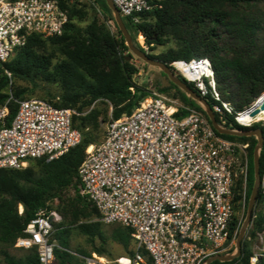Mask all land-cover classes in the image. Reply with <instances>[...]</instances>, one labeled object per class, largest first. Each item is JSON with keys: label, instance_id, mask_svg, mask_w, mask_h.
Here are the masks:
<instances>
[{"label": "built area", "instance_id": "1", "mask_svg": "<svg viewBox=\"0 0 264 264\" xmlns=\"http://www.w3.org/2000/svg\"><path fill=\"white\" fill-rule=\"evenodd\" d=\"M111 1L122 19L136 23L141 14L160 9L163 0ZM67 22L60 0H0V77L11 83L3 64L30 35L61 36ZM169 67L211 102L220 128L238 131L229 125V115L238 125H249L239 116L259 98L233 114L231 104L221 100L208 59L175 60ZM10 100L11 95L0 106V170L21 169L30 160L55 161L81 142L72 126L74 110L30 98L15 101L9 119ZM247 148V143L221 137L204 109L192 110L153 91L130 114L111 119L102 141L87 148L77 175L80 194L96 208L100 222L132 230L134 255L117 263L206 264L225 252L234 216L233 189L237 180L246 183ZM259 189L264 192V172ZM56 216L55 210H39L14 246L35 248L39 264H51ZM262 257L263 249L249 263Z\"/></svg>", "mask_w": 264, "mask_h": 264}, {"label": "trees", "instance_id": "2", "mask_svg": "<svg viewBox=\"0 0 264 264\" xmlns=\"http://www.w3.org/2000/svg\"><path fill=\"white\" fill-rule=\"evenodd\" d=\"M100 2L110 13L104 0ZM263 3L264 0H163L160 9L141 14L140 23H134L130 18H124L123 22L127 30L132 32V42L135 41V34L138 40L144 38L148 47L163 46L171 40L174 47L157 56L148 55L167 66L175 60L208 59L221 100L230 103L233 114H236L248 109L264 93ZM60 4L68 12V22L62 35L47 38L30 35L26 44L17 48L3 64V68L11 74V83L5 75H1L0 106L12 96L13 100L7 104L8 118L11 119L17 108L15 101L33 98L26 94V88H13L14 80L28 82L34 87L40 83L56 85L61 90L58 96L37 99L57 108L74 110L76 114L72 117V126L79 131L81 142L55 161L30 160L29 166L25 168L0 170V245L3 247L1 255L4 264H39L35 248L20 249L23 251L20 256L11 255L7 249L14 246L35 214L41 209H51V204L68 188L75 191L73 201L80 206H70L74 220L98 219V222H81L75 229L87 238L92 247L96 238L104 242L99 232V213L88 198L80 194L77 175L86 149L98 145L104 135L96 142L92 132L98 129V116L94 111L83 113L96 101L107 100L113 105L112 120H117L130 114L149 94L133 82L137 70L130 62L129 48L121 33L117 30L116 35H111L97 24L96 16L92 15L84 35L81 38L72 36V31L76 29L74 21L81 20L85 15L80 10L83 3L79 0H60ZM48 45L60 46L64 57L59 59L49 54ZM137 48L142 51L139 46ZM187 84L195 91L192 84ZM171 85L178 91V97L185 106L203 113L196 101L174 84ZM12 88L13 92L10 93ZM207 103L211 106L209 100ZM228 123L236 130H249L238 125L233 115L228 116ZM251 129L259 130L263 138L259 153V172L262 176L264 125L255 123ZM219 135L248 144L246 188L247 195H250L254 181L252 157L257 140L252 137ZM236 185L241 188L242 182L237 180ZM240 199L241 195L234 194L233 203ZM256 200V203L264 202L261 189ZM19 205L22 206L20 213ZM54 209L59 213L58 207ZM256 219V228L262 230L264 215ZM54 226L51 236V242L56 243L53 261L56 264H86L85 259L91 258V255L81 249L72 250L70 228L60 223ZM238 232L234 215L229 238L234 233L238 236ZM131 234L130 228L122 226L113 230L111 237L127 250L131 241L134 244ZM93 252L101 255L94 248ZM141 253L147 257L146 251L141 250ZM129 254L126 258H132L134 250ZM251 256L249 248L242 242L238 257L225 262L216 260L210 264H250ZM256 264H264V257Z\"/></svg>", "mask_w": 264, "mask_h": 264}, {"label": "rangeland", "instance_id": "3", "mask_svg": "<svg viewBox=\"0 0 264 264\" xmlns=\"http://www.w3.org/2000/svg\"><path fill=\"white\" fill-rule=\"evenodd\" d=\"M79 1L83 3L82 6L80 7V10L84 12L85 15L81 20L77 19L74 21L76 24V29L72 31L71 33L72 36L81 38L84 35L85 29L87 25L90 23L92 15L96 16L97 24L102 29L109 32L111 35L117 34L118 28L114 20L113 13L111 10L110 13L107 12L102 7L100 0H79ZM262 7L264 8V3ZM136 23H140V20ZM128 32L130 36H132L131 30H128ZM134 39L135 41L132 43L135 47L139 46L143 52H145L147 55H152V56H157L158 54L165 52L168 48L175 46V44L170 40L169 42L167 41L163 46L148 47L144 42V38L142 40H138L135 34ZM47 52L59 59L64 57L61 47L57 45L55 46L48 45ZM128 54L131 56V60H130L131 64L137 70V72L133 76V82H135L137 86H139L146 92L153 91L163 94L169 100L175 101L185 106L178 97V91L171 85L172 83L158 67L147 64L146 62L138 58L136 55H134L130 50ZM55 61L56 60L54 59V62ZM12 83H13L12 85L13 88L15 87L22 89L26 88L28 90L26 94L33 98H41L45 96L46 97L58 96V94L61 91L58 86L53 84L40 83L36 85V87H34L30 85L28 82L22 80H14ZM13 88L12 90H9L10 93L11 91L13 92ZM200 107L203 110V106L200 105ZM190 109L195 110L193 108ZM112 110H113L112 103H110L107 100H99L93 103L87 109V111L83 113L84 115L89 113L90 111H94L98 116L97 117L98 129L92 132V135L96 140V142H98L101 139V137L104 135L106 125L112 119ZM255 123L264 125V120H262L261 117L255 119L253 118V120L251 119L249 121V125L246 126V128H249L248 131H254L251 128ZM248 137H252L255 140H257L256 136H248ZM248 141L250 142V140ZM246 157L248 160L247 150H246ZM29 164L30 163L27 162L25 167L29 166ZM235 187L236 189L233 190V197L234 194L241 195V199L233 203L234 215L237 218V225L238 228L240 229L246 216L247 204L250 195H247L246 183L245 186L242 185L241 188H239L237 185ZM74 196H75V191L72 188L65 189L60 194V198L56 200V202H53L51 204L52 208L49 210L57 211V209L54 208L58 207V212H59L57 213V216L54 218L53 221V232L55 230L54 225L59 223L65 228H70V244L72 250L81 249L87 253H90L91 255V258L85 259L86 264H118L117 260L120 257L126 258V256H129L130 255L129 252L135 249V245L132 243V241L129 248L126 250L123 248L122 245L115 242L111 237L113 230L122 227V225L120 224L106 225L101 222V225L99 227V232L102 234L104 242L102 243L100 239L96 238L93 247L89 244L87 238L82 234H80L75 229V226H77L81 222H98V219L96 217H92L89 219H81L79 221H75L73 216L71 215L70 210L72 208L70 206H74L75 208L76 207L80 208V206L73 201ZM21 211H22V206L19 205L18 212L20 213ZM253 215L254 216L252 217V220L249 226L247 227L243 239L241 241V243L244 242L246 247L249 248L252 255L259 254L262 249L264 250V225L262 230L257 229L255 226V223L257 221L256 218L259 217L261 218L264 215V202H259V203L255 202ZM235 234L236 233H234V236L230 239L228 249L225 252L218 255H232L236 253L235 244H236L237 236H235ZM52 243L54 244V246L56 245L54 241H52ZM93 248L96 249L97 251H100L101 255H99L96 252H93ZM2 249L3 247L0 245V264H4L3 257L1 255ZM7 250L11 255L14 256H20L23 253L22 250L16 248L15 246L8 248ZM51 264H56V263L53 261Z\"/></svg>", "mask_w": 264, "mask_h": 264}, {"label": "water", "instance_id": "4", "mask_svg": "<svg viewBox=\"0 0 264 264\" xmlns=\"http://www.w3.org/2000/svg\"><path fill=\"white\" fill-rule=\"evenodd\" d=\"M106 3L107 7L112 11L114 20L116 22L118 31L121 33L122 37L124 38L126 45L128 46L129 50L136 55L138 58L143 60L149 65L158 67L169 79V81L177 86L180 90H182L189 98L192 100L196 101L198 104L203 106L204 112L209 119L213 129L223 135H231V136H237V137H248V136H256L257 138V145L255 146L253 150V157H252V162H253V172H254V182L253 186L251 189L250 197L248 200L247 204V210H246V216L245 219L242 223V226L239 229L238 236L236 238V253L232 255H214L208 258L206 264H210L213 261H220V262H225V261H231L235 257H238L240 254L241 250V241L243 239L244 233L249 226L252 216H253V210L255 206V202L259 193V187L261 183V176L259 172V153L263 145V138L261 135V132L259 130H254V131H248V130H243V131H234V130H227V129H222L218 126L216 118L209 106V104L203 100L202 98L199 97V95L189 87L187 83L184 82V80L178 78L172 69L167 66L165 63L153 59L149 57L145 52L141 51L139 48L135 47L132 43L131 36L123 22V19L120 17L118 10L114 6L111 0H104ZM259 98V97H258ZM257 103V102H256ZM255 103V104H256ZM254 104V105H255ZM253 105V106H254ZM252 106V107H253ZM260 110H264V101L259 105L258 107ZM258 113L257 107L253 108L249 115L251 117L255 116Z\"/></svg>", "mask_w": 264, "mask_h": 264}, {"label": "bare ground", "instance_id": "5", "mask_svg": "<svg viewBox=\"0 0 264 264\" xmlns=\"http://www.w3.org/2000/svg\"><path fill=\"white\" fill-rule=\"evenodd\" d=\"M263 101H264V93H262V94L259 96V100H258V102H257L253 107H250L245 113H243V114H241V115L239 116V121H240L241 123H243V124H247V123H249V121H250L251 119L253 120V118L255 119V118L261 117V119L264 120V110H260V109L258 108L259 105H260ZM256 107H257L258 113H257L255 116L251 117V116L249 115V113L251 112V110H252L253 108H256ZM169 112L172 113V112H174V110L170 109ZM101 260H102V259H101ZM103 261H104V260H103ZM122 262H126V261L122 260Z\"/></svg>", "mask_w": 264, "mask_h": 264}]
</instances>
